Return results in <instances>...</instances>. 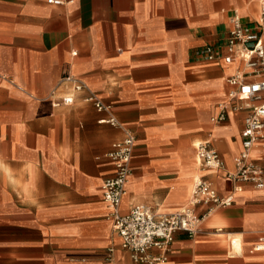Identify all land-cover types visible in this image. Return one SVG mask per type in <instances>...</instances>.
I'll return each mask as SVG.
<instances>
[{
    "label": "crops",
    "instance_id": "obj_1",
    "mask_svg": "<svg viewBox=\"0 0 264 264\" xmlns=\"http://www.w3.org/2000/svg\"><path fill=\"white\" fill-rule=\"evenodd\" d=\"M62 1L0 0V264H141L114 231L102 189L114 172L108 152L127 131L136 140L121 212L176 211L198 176L234 197L199 235L177 232L155 264H264L254 250L264 189L238 191L227 177L248 111L213 120L244 67L200 55L225 39L234 11L259 19L260 0ZM110 117L118 124L101 122ZM206 141L223 168L199 163L196 145ZM263 155L259 144L252 158L264 167Z\"/></svg>",
    "mask_w": 264,
    "mask_h": 264
},
{
    "label": "built area",
    "instance_id": "obj_2",
    "mask_svg": "<svg viewBox=\"0 0 264 264\" xmlns=\"http://www.w3.org/2000/svg\"><path fill=\"white\" fill-rule=\"evenodd\" d=\"M48 1L63 3L62 0ZM260 3L259 19L243 22L240 14L234 11L232 27L225 39L206 44L200 51L201 57L209 62L223 60L225 63H232L238 59L244 67L228 78V83L232 86L228 102L220 104L219 113L213 117L215 122H222L226 120L229 111H248L242 130V148L234 158L236 169L227 173V177L236 183L235 190L238 191L246 183L264 189V167L252 158L253 149L259 144L264 146V0H260ZM83 87L80 83L76 84L77 90ZM88 100L100 111L110 108L95 96H90ZM72 101L71 96L63 99V103ZM101 122L118 124L114 117ZM135 140L134 134L127 131L122 140L112 144L108 157L113 162L114 172L103 183V197L111 210L113 229L121 237L122 246L130 251L132 259L141 264H155L167 259L177 232H187L190 237L199 235L202 233L204 219L213 209L231 205L234 197L232 194L221 196L212 182L198 176L195 178L190 200L176 211L156 212L144 205H135L128 212H121L122 196L132 174ZM196 150L197 159L203 167L212 170L224 167L222 155L209 142H198ZM200 204L207 205V209L201 214L197 212ZM219 230L221 229H217ZM152 250L157 252L153 253ZM254 250L264 251V235L254 246Z\"/></svg>",
    "mask_w": 264,
    "mask_h": 264
},
{
    "label": "bare ground",
    "instance_id": "obj_3",
    "mask_svg": "<svg viewBox=\"0 0 264 264\" xmlns=\"http://www.w3.org/2000/svg\"><path fill=\"white\" fill-rule=\"evenodd\" d=\"M192 194V193H191ZM230 241H231V238H230Z\"/></svg>",
    "mask_w": 264,
    "mask_h": 264
}]
</instances>
